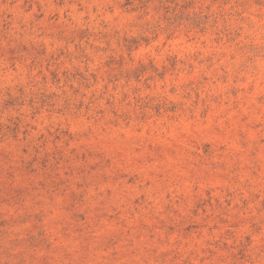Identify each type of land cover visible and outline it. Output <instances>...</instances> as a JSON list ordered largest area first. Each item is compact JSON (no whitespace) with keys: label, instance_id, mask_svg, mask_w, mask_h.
I'll list each match as a JSON object with an SVG mask.
<instances>
[{"label":"rangeland","instance_id":"rangeland-1","mask_svg":"<svg viewBox=\"0 0 264 264\" xmlns=\"http://www.w3.org/2000/svg\"><path fill=\"white\" fill-rule=\"evenodd\" d=\"M0 264H264V0H0Z\"/></svg>","mask_w":264,"mask_h":264}]
</instances>
